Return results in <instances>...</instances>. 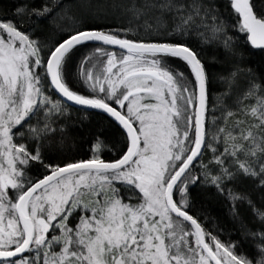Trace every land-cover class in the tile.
I'll return each mask as SVG.
<instances>
[{
    "label": "snow or ice",
    "instance_id": "snow-or-ice-1",
    "mask_svg": "<svg viewBox=\"0 0 264 264\" xmlns=\"http://www.w3.org/2000/svg\"><path fill=\"white\" fill-rule=\"evenodd\" d=\"M227 4L231 22L215 0H129L136 27H79L46 46L35 38L41 22L74 19L65 0H13L0 15V264H264V210L230 187L249 180L264 191V73L235 46L242 38L264 52V7ZM190 37L237 58L211 109ZM86 44L95 47L75 77L87 95L68 83L72 54ZM240 76L246 87L233 96ZM68 102L120 127L115 158L102 157L100 134L89 158L50 157ZM198 185L225 196L233 219L246 202L259 227L222 242L191 211Z\"/></svg>",
    "mask_w": 264,
    "mask_h": 264
},
{
    "label": "trees",
    "instance_id": "trees-1",
    "mask_svg": "<svg viewBox=\"0 0 264 264\" xmlns=\"http://www.w3.org/2000/svg\"><path fill=\"white\" fill-rule=\"evenodd\" d=\"M39 5L40 0H34ZM129 0H65L68 15L73 20L60 19L55 22L43 21L35 32L42 45L51 46L62 38L66 37L68 32L75 28H127L136 27L135 22L129 24L130 14L125 11ZM219 6L221 14L231 22L233 14L228 7L227 0H215ZM13 0H0V15H6L12 7ZM258 8L264 7L262 0H256ZM62 29L64 31H62ZM229 33L232 29L229 28ZM143 35V32H141ZM188 43L197 50L200 58L205 65L208 74V104L211 109L219 94L224 92L227 85L220 80L222 74H226L237 63V58L228 54L222 45L213 43L211 45H201L196 37H190ZM236 48L245 53L244 65H250L253 69L264 73V52L250 49L242 38L236 40ZM95 45L86 44L79 46L74 50L71 60L69 61L68 83L73 90L87 95V91L82 84L76 80L75 71L81 57L89 54ZM179 70L185 72L190 78H193L190 69L179 60L174 61ZM246 77L240 76L233 88V96L243 92L246 87ZM51 91V89H49ZM53 96L58 97L55 92ZM231 103V100H229ZM216 115H219L217 112ZM65 128L63 143H57L54 148L49 149L52 159L60 158H89L91 155L95 137L100 134L108 148L101 155L103 158H115L123 147V137L120 127L111 120L107 115L87 111L81 108L73 107L68 104V112L59 121ZM35 171V169H33ZM235 191L248 194L257 208L264 210V191L256 188L249 180H243L230 185ZM191 211L202 219L203 226L206 229L213 230L222 242L231 240H242L241 226L246 225L249 228L259 227L258 220L253 215V210L246 202H237L236 209L239 213L237 219H233L231 208L232 203L220 195L214 187L197 186L192 189ZM245 251L251 253V242L243 243Z\"/></svg>",
    "mask_w": 264,
    "mask_h": 264
},
{
    "label": "water",
    "instance_id": "water-1",
    "mask_svg": "<svg viewBox=\"0 0 264 264\" xmlns=\"http://www.w3.org/2000/svg\"><path fill=\"white\" fill-rule=\"evenodd\" d=\"M92 45H93V44H92ZM113 50H116V49H113ZM56 94L59 95L58 93H56ZM68 104L71 105V106H73V107H77V108H81V109H84V110H87V111L96 112V113H100V114L106 115V114L102 113V112L99 111V110L90 109V108H82L81 106L74 105V104H72L71 102H68Z\"/></svg>",
    "mask_w": 264,
    "mask_h": 264
}]
</instances>
